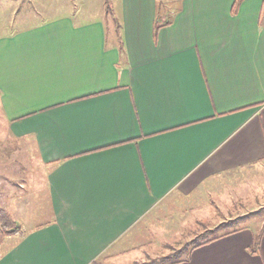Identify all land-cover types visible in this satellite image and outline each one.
<instances>
[{
    "label": "crops",
    "instance_id": "1",
    "mask_svg": "<svg viewBox=\"0 0 264 264\" xmlns=\"http://www.w3.org/2000/svg\"><path fill=\"white\" fill-rule=\"evenodd\" d=\"M161 2L118 0L110 37L65 13L0 35V110L48 203L41 223L15 219L0 264H105L162 204L264 160V0ZM253 234L175 264H264Z\"/></svg>",
    "mask_w": 264,
    "mask_h": 264
},
{
    "label": "rangeland",
    "instance_id": "2",
    "mask_svg": "<svg viewBox=\"0 0 264 264\" xmlns=\"http://www.w3.org/2000/svg\"><path fill=\"white\" fill-rule=\"evenodd\" d=\"M161 1L165 0H158L159 4ZM63 13L80 20L101 19L110 37V29L118 25L119 3L0 0V35ZM31 152L10 135L0 110V207L19 222L25 219L38 224L48 217L43 188L46 168ZM140 222L138 243L144 244L103 263L160 264L184 257L193 242L223 231L247 228L253 236L260 235L264 228V160L214 177L194 195H178Z\"/></svg>",
    "mask_w": 264,
    "mask_h": 264
},
{
    "label": "trees",
    "instance_id": "3",
    "mask_svg": "<svg viewBox=\"0 0 264 264\" xmlns=\"http://www.w3.org/2000/svg\"><path fill=\"white\" fill-rule=\"evenodd\" d=\"M118 27V25H117ZM118 29V28H117ZM21 229H20V225L18 224L17 221H15V219H13V217L11 216V214L4 209L3 207H0V246L5 238L6 235L9 234H13V233H20ZM237 231V229H233L231 231H223L219 234H215L212 236H208L203 240L200 241H195L192 243V246L190 245V247H188V251L186 252V255L182 258H177L174 260H168V261H162L160 264H175V263H179L183 260H186L187 257L189 256L190 251L194 248L197 247L199 245L208 243L210 241H213L223 235H226L228 233ZM260 235H255V241L254 244L252 246V251H257L258 250V246H259V242H260Z\"/></svg>",
    "mask_w": 264,
    "mask_h": 264
}]
</instances>
